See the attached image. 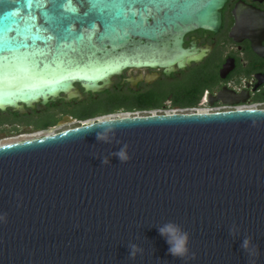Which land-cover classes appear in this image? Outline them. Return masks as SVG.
<instances>
[{"label": "water", "instance_id": "1", "mask_svg": "<svg viewBox=\"0 0 264 264\" xmlns=\"http://www.w3.org/2000/svg\"><path fill=\"white\" fill-rule=\"evenodd\" d=\"M226 1L135 0L125 20L86 0H0V110L182 66L184 36L216 30ZM0 217V264H264V109L104 119L0 146ZM169 221L194 260L168 255L157 227ZM129 244L143 251L129 258Z\"/></svg>", "mask_w": 264, "mask_h": 264}, {"label": "flooded vegetation", "instance_id": "2", "mask_svg": "<svg viewBox=\"0 0 264 264\" xmlns=\"http://www.w3.org/2000/svg\"><path fill=\"white\" fill-rule=\"evenodd\" d=\"M186 55L170 68L133 67L113 76L106 93L156 98V109H251L264 103V0H227L216 30L197 29L184 36ZM77 87H79L77 85ZM81 101V102H82ZM58 99L34 109L0 110V146L28 140L44 129L48 107H62ZM71 117V116H69ZM29 138V137H28Z\"/></svg>", "mask_w": 264, "mask_h": 264}, {"label": "trees", "instance_id": "3", "mask_svg": "<svg viewBox=\"0 0 264 264\" xmlns=\"http://www.w3.org/2000/svg\"><path fill=\"white\" fill-rule=\"evenodd\" d=\"M156 98L151 94L126 95V94H99L90 95L84 101L76 103H62V107H48L45 112L46 122L44 129H50L64 116H71L75 121H88L98 117L120 111L155 110Z\"/></svg>", "mask_w": 264, "mask_h": 264}, {"label": "clouds", "instance_id": "4", "mask_svg": "<svg viewBox=\"0 0 264 264\" xmlns=\"http://www.w3.org/2000/svg\"><path fill=\"white\" fill-rule=\"evenodd\" d=\"M97 140H103L107 142V139L101 135H97ZM115 158L123 163L129 159L127 154V145H122L116 152L113 154ZM101 163H104L102 160ZM3 217H0L2 220ZM235 226L229 229L230 234L236 231ZM158 234L164 239L165 243L168 245L167 253L175 259H180L184 261L194 260L195 254L191 253L189 244L190 236L189 233L183 230L180 225L173 222H165L157 227ZM241 249L248 254L250 259H254L258 255V249L251 244V241L248 237H244L241 240L240 244ZM143 250L138 247L136 244L128 245V256L129 258H135L138 252Z\"/></svg>", "mask_w": 264, "mask_h": 264}, {"label": "built area", "instance_id": "5", "mask_svg": "<svg viewBox=\"0 0 264 264\" xmlns=\"http://www.w3.org/2000/svg\"><path fill=\"white\" fill-rule=\"evenodd\" d=\"M251 109H264V103H255L249 107ZM166 110V111H165ZM231 110H237V109H231ZM219 111H228L227 109H155V110H140V111H120L117 113L109 114L103 117H98L92 120L88 121H75L73 127H70V125H64V126H58L57 128L53 130L48 131H40L36 134L30 135L32 137H29L28 139H34L39 138L45 135L49 134H55L70 128L78 127L84 124H87L89 122H95L98 120H104V119H115V118H121V117H136V116H148V115H158V114H171V113H211V112H219ZM39 135V136H36Z\"/></svg>", "mask_w": 264, "mask_h": 264}, {"label": "snow or ice", "instance_id": "6", "mask_svg": "<svg viewBox=\"0 0 264 264\" xmlns=\"http://www.w3.org/2000/svg\"><path fill=\"white\" fill-rule=\"evenodd\" d=\"M89 10H95L99 15H110L114 18L121 17L117 16V11L120 9L124 10V15L122 19H127V13L131 12L133 15L136 14V2L135 0H86ZM27 7H31V4L28 3L26 5ZM206 6L211 10L214 8V4L212 3V0H208V3ZM14 23H18V21H14ZM7 42V41H5ZM15 43V41H13ZM22 47H26L23 43L20 44Z\"/></svg>", "mask_w": 264, "mask_h": 264}, {"label": "rangeland", "instance_id": "7", "mask_svg": "<svg viewBox=\"0 0 264 264\" xmlns=\"http://www.w3.org/2000/svg\"><path fill=\"white\" fill-rule=\"evenodd\" d=\"M165 111H166V110H165ZM74 123H76V122H73L72 124H69L70 127H73V126H74ZM69 125H68V126H69Z\"/></svg>", "mask_w": 264, "mask_h": 264}, {"label": "bare ground", "instance_id": "8", "mask_svg": "<svg viewBox=\"0 0 264 264\" xmlns=\"http://www.w3.org/2000/svg\"><path fill=\"white\" fill-rule=\"evenodd\" d=\"M36 136H39V135H36ZM28 137H32V136H30V135H28L27 137H25L26 139H28Z\"/></svg>", "mask_w": 264, "mask_h": 264}]
</instances>
